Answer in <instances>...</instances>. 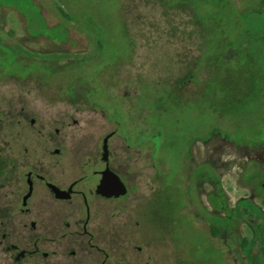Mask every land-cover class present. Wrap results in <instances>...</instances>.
Masks as SVG:
<instances>
[{
	"label": "rangeland",
	"instance_id": "rangeland-1",
	"mask_svg": "<svg viewBox=\"0 0 264 264\" xmlns=\"http://www.w3.org/2000/svg\"><path fill=\"white\" fill-rule=\"evenodd\" d=\"M20 92L85 98L150 155L130 264H264V0H0V120Z\"/></svg>",
	"mask_w": 264,
	"mask_h": 264
},
{
	"label": "flooded vegetation",
	"instance_id": "flooded-vegetation-1",
	"mask_svg": "<svg viewBox=\"0 0 264 264\" xmlns=\"http://www.w3.org/2000/svg\"><path fill=\"white\" fill-rule=\"evenodd\" d=\"M23 94L5 99L0 120V264H130L123 249L145 258L147 240L134 244L131 226L139 227L136 181L150 155L127 144L118 121L85 98L52 113ZM106 171L119 177L124 195L98 192Z\"/></svg>",
	"mask_w": 264,
	"mask_h": 264
},
{
	"label": "trees",
	"instance_id": "trees-1",
	"mask_svg": "<svg viewBox=\"0 0 264 264\" xmlns=\"http://www.w3.org/2000/svg\"><path fill=\"white\" fill-rule=\"evenodd\" d=\"M214 44H215V49L213 52L211 51V48L209 47V45L204 48L205 52H203L201 54V57L199 58V67L200 66L204 67V69L211 67L210 65H208L210 63V60H209L210 58L208 56L219 54V49H218L219 48V41H214ZM217 56H219V55H217ZM222 64H223L222 62L218 63L215 61V63L213 62L211 65H213L214 68L218 69L222 66ZM214 72H215V70H214ZM262 205L264 206V200L262 201ZM211 233H212V235L217 236L218 230L216 228H212ZM258 233H259V241H258L259 250H260L261 257L264 260V223L259 225Z\"/></svg>",
	"mask_w": 264,
	"mask_h": 264
},
{
	"label": "water",
	"instance_id": "water-1",
	"mask_svg": "<svg viewBox=\"0 0 264 264\" xmlns=\"http://www.w3.org/2000/svg\"><path fill=\"white\" fill-rule=\"evenodd\" d=\"M98 192L107 197H120L126 193V187L117 175L106 171L98 186Z\"/></svg>",
	"mask_w": 264,
	"mask_h": 264
}]
</instances>
